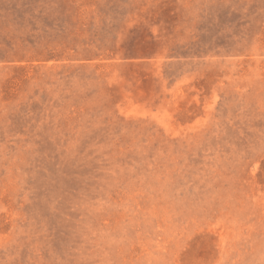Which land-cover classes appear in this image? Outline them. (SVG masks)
<instances>
[{
	"label": "rangeland",
	"instance_id": "rangeland-1",
	"mask_svg": "<svg viewBox=\"0 0 264 264\" xmlns=\"http://www.w3.org/2000/svg\"><path fill=\"white\" fill-rule=\"evenodd\" d=\"M0 264H264V0H0Z\"/></svg>",
	"mask_w": 264,
	"mask_h": 264
}]
</instances>
